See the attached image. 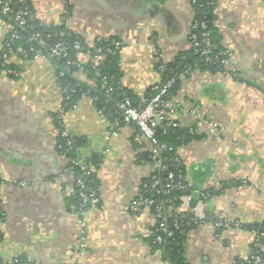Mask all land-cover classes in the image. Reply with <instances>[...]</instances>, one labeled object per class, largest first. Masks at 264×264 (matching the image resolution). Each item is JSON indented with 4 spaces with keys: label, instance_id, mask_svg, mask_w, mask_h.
Returning <instances> with one entry per match:
<instances>
[{
    "label": "crops",
    "instance_id": "1",
    "mask_svg": "<svg viewBox=\"0 0 264 264\" xmlns=\"http://www.w3.org/2000/svg\"><path fill=\"white\" fill-rule=\"evenodd\" d=\"M20 1L40 22L62 25L88 44L110 38L120 83L133 98L159 82L156 52L169 61L189 47L191 0ZM214 13L230 67L191 74L172 97L180 126L196 129L201 116L221 130L218 138L195 132L203 136L176 151L189 199H197L181 210L198 220L186 234L188 264L248 259L252 227L264 221V0H218ZM7 26L0 16V53ZM7 68L16 74L0 68V262L170 264L151 243L154 213L130 208L150 169L138 159L147 144L137 127L121 123L111 132L87 95L64 110L52 59L13 55ZM74 76L86 80L82 72ZM61 131L81 142L73 157L79 163L98 158L99 202L83 213L66 205L74 176L66 170L71 157L58 150ZM262 251L264 264V242Z\"/></svg>",
    "mask_w": 264,
    "mask_h": 264
},
{
    "label": "trees",
    "instance_id": "2",
    "mask_svg": "<svg viewBox=\"0 0 264 264\" xmlns=\"http://www.w3.org/2000/svg\"><path fill=\"white\" fill-rule=\"evenodd\" d=\"M14 9L26 6L29 11L27 22L31 28L24 30L19 29L16 24L9 17H5L11 24L12 30L15 31L19 38L13 42V47L22 46L28 51V58L32 57V52H29V48L33 42L28 38L33 32H39L47 43V45H53L57 42L63 41L70 47L68 55L60 58H51L56 64L57 82L63 91V109H68L73 105L82 95L91 97L95 106L98 109L103 108V113L111 120L116 114L114 113V101L128 97L133 105H139L143 98H148L155 93L152 87L148 88L142 98H133L131 93L121 85L120 76L121 72L118 65V53L115 52V47L110 38H102L100 41H93V45H89L82 38L71 33L69 30L63 28L62 25H47L40 22L34 15L32 8L29 4L20 0H10ZM193 9V22L197 23V26L193 29V33L196 34V38L189 37V42L202 40L201 33L206 31L208 33L210 48L206 55H202L200 50L202 44L197 46H190L187 49L178 51L171 60L163 61L157 60L156 68L159 72V82L157 84H163L168 80H172L171 85L167 89V95L165 98H172L181 86V82L184 78L190 76L192 71L221 73L225 72V67L222 63L224 58V46L222 44L221 33L215 23L216 15L214 13L216 2H210L209 0H191ZM67 10L70 11V5H67ZM205 23V28L200 27V23ZM78 42L81 46V53L90 54L94 46H100L104 52L103 59L94 65L91 62H86L82 67V72L85 75L86 80H78L73 72L77 69L75 65L67 64V61L76 60V50L72 49L73 43ZM37 48V47H36ZM45 50V49H43ZM2 51L0 53L1 57ZM1 61V59H0ZM0 68H3L0 65ZM63 72V74H60ZM105 77L112 86V93L110 97L105 96V88L101 87V83ZM91 79L94 81V85H88L87 81ZM203 134H197L190 131L186 127L182 126H162L155 127V138L160 144H165L166 149L161 152L160 160L162 165L166 167L164 169L155 168L150 172L148 176H144L141 180L139 187V193L150 199L148 205L152 213H155V206L161 205L163 211L169 212L166 214L165 222L168 229L172 230V235L167 236L162 234V242L158 244L154 242L157 232L154 230L152 234L151 243L156 249H160L165 258L170 264H188L185 258V242L187 231L193 227L197 222V218L192 213H176V208L181 200L180 196L191 194L190 189L172 188L167 189L165 186V177L167 172H172L175 177L181 176L183 168L180 160L177 156V148L181 145L189 143L193 139L202 137ZM71 139V149L66 150V139L62 137L60 139L59 152L66 154L68 157H74L75 148L81 143L78 139ZM139 161L143 163H152L154 160L150 151L145 150L139 154ZM87 162L92 165L98 163L96 155L91 156ZM74 172L78 173V167H74ZM151 175H155L159 179V184L153 189L151 187ZM183 178V177H182ZM84 184L86 191L96 190L95 173L84 177ZM206 193V192H205ZM80 198L78 193L71 194L66 201L67 208L71 204L78 205ZM170 208V209H169ZM1 217V212H0ZM159 221V219H157ZM156 221V220H155ZM174 222L177 226H174ZM157 221L155 222V227ZM154 227V229H155ZM255 233V240L259 236V240L264 242V221L255 223L252 227ZM252 244V252L248 259L238 261V264H249L247 260L251 261L252 255H259L263 257V251H258ZM20 263H26L22 257H19ZM0 264H2L0 262Z\"/></svg>",
    "mask_w": 264,
    "mask_h": 264
},
{
    "label": "built area",
    "instance_id": "3",
    "mask_svg": "<svg viewBox=\"0 0 264 264\" xmlns=\"http://www.w3.org/2000/svg\"><path fill=\"white\" fill-rule=\"evenodd\" d=\"M210 2H218V0H209ZM29 11L26 6L20 7L18 9H14L10 0H0V16L9 17L16 24V26L21 29L31 28V26L27 22V17L29 16ZM200 27L205 28V23L202 22L199 24ZM197 26V23L192 21L190 36L191 38H196V34L192 31ZM202 40L200 42L193 41L189 42L190 46H197L202 44V48L200 53L202 55H206L209 52L210 41L208 37V33L206 31L201 33ZM19 38V35L12 30L11 24L8 22V26L6 29L5 39L3 50L1 54L0 65L6 68L8 73H15V70L8 67L9 59L13 55H19L23 58H28V51L24 49L22 46L13 47V42ZM102 37H96L93 41H100ZM29 41L33 42L29 48V52H32V57H47L49 59L55 57H65L69 52V45L63 41L57 42L53 45H47V43L42 38L39 32H33L29 38ZM93 41L89 43V45H93ZM37 47V48H36ZM80 44L78 42L73 43L72 49L76 50V60L67 61V64L75 65L76 70L73 72V75L77 72H82V67L86 62H91L94 65H97L104 56L103 48L100 46H94L92 52L90 54L81 53ZM45 49V50H43ZM86 56V59L83 58L82 55ZM224 58L222 59V63L225 67V70L230 67L229 61V51L224 48L223 51ZM156 56L158 60L161 59L160 53L156 52ZM77 71V72H76ZM197 71H192L190 73L193 74ZM83 73V72H82ZM63 74V72H60ZM88 85H94V81L89 79L87 81ZM172 80H168L163 84H155L152 86V90L155 91L154 94L149 96L148 98H143L139 105H133L131 100L128 97H124L119 100L114 101V113L116 114L109 121V130L111 132H115L120 126L121 123L133 124L138 129V135L145 140L146 142V150L150 151L154 160L150 163V169L146 173L145 176H148L152 170L155 168L164 169L166 166L162 165L158 157L162 151L166 149L165 144H160L155 138V127L158 125H162L164 127L168 126H180L179 122L175 119V114L179 110V104L173 100V98H165L167 95V89L171 85ZM101 87L105 88V96L110 97L112 93V86L108 82V80L103 77ZM99 112L103 113V108L99 109ZM191 113L197 115V108L193 107L191 109ZM192 132L202 133L204 132L207 136L218 138L220 136L221 130L217 121L209 118V117H201L199 118V122L196 129L190 128ZM61 135L66 139V150L71 149V139L67 135L65 131H61ZM74 167H78L79 172H74ZM66 170L73 173V188L71 193H78L80 198V203L78 205L71 204L69 209L76 213H83L87 208L94 207L99 202V197L97 192L95 191H86L84 184V177L93 173V165L89 162L79 163L75 158H69L68 165ZM151 187L154 189L159 184V179L155 177V175H151ZM165 186L167 189L172 188H180V189H189V185L183 180L181 176L175 177L172 172H167L165 177ZM207 196L206 193L201 194V198H205ZM189 196L182 195L180 196V204L174 208L176 213H182V209L187 208ZM150 204V199L143 197V195L139 192L133 197L130 208L133 211L138 212L144 207H148ZM170 209V208H169ZM169 212V210H168ZM168 212L163 211L161 205L155 206L154 217L157 221V226L155 227V231L157 232L154 242L161 244L163 238L162 234L167 236L172 235V230L168 229L165 222V217ZM196 218V217H195ZM159 219V221L157 220ZM174 226H177V223L174 222ZM254 247L258 251L263 250V243L259 240V236L254 242ZM249 264H261L262 258L259 255H252L251 261L247 260ZM2 264H32V262L27 261L26 263H20L19 257H16L6 263Z\"/></svg>",
    "mask_w": 264,
    "mask_h": 264
},
{
    "label": "water",
    "instance_id": "4",
    "mask_svg": "<svg viewBox=\"0 0 264 264\" xmlns=\"http://www.w3.org/2000/svg\"><path fill=\"white\" fill-rule=\"evenodd\" d=\"M196 203H197V199H196V198H190V199H189L188 204H189V206H190L191 208L195 207Z\"/></svg>",
    "mask_w": 264,
    "mask_h": 264
}]
</instances>
